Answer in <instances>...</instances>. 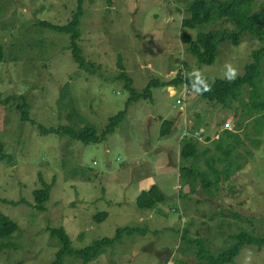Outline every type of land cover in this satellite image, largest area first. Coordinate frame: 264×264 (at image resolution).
Masks as SVG:
<instances>
[{"label":"rangeland","instance_id":"1","mask_svg":"<svg viewBox=\"0 0 264 264\" xmlns=\"http://www.w3.org/2000/svg\"><path fill=\"white\" fill-rule=\"evenodd\" d=\"M190 1L113 0L110 5L107 0H84L79 45L87 62L96 66L90 74L75 62L69 35L41 25H67L76 0H0V93L24 96L29 104L28 120L15 104L0 106V136L9 155V161L0 160V213L20 228L11 240L17 249L0 252V264L53 262L58 243L50 228L63 227L73 247L82 249L114 237L119 228L146 227V236H125L90 264H207L197 259L199 248L191 241H202L217 256L234 244L232 235L264 237V129L244 114L249 88L233 108L204 101L184 84L154 89L152 99L133 103L114 134L98 144L41 132L90 126L100 135L109 119L125 110L130 96L124 82L115 79L119 54L138 91L152 78L233 80L228 79L230 69L237 71L236 77L242 75L262 43L245 35L238 46L221 44L214 65H197L181 32L196 39L199 32L225 29L227 24L182 29ZM253 1L254 12L264 9V0ZM66 84L67 103L60 106ZM260 93L264 101V74ZM164 121L173 122L166 136L161 135ZM255 130L261 133L255 135ZM229 133L241 137L244 144L238 151L247 165L227 180L223 165L212 164L222 178L215 197L202 190L201 182L190 193L178 169L184 138L197 136L200 150L204 145L212 150L197 165L213 180L204 160L215 153L221 156L214 141ZM260 139L257 147L254 142ZM41 179L51 185L46 212L34 207ZM153 185L167 202L140 211L136 199ZM101 212L108 217L95 221ZM185 231L187 242L182 240ZM66 264L81 262L68 259ZM233 264H264V248L244 247Z\"/></svg>","mask_w":264,"mask_h":264},{"label":"trees","instance_id":"2","mask_svg":"<svg viewBox=\"0 0 264 264\" xmlns=\"http://www.w3.org/2000/svg\"><path fill=\"white\" fill-rule=\"evenodd\" d=\"M77 6L75 12L67 25L57 26L42 22L44 25L57 33L69 35V49L73 53L75 62L80 69L93 74L96 71V66L93 63L87 62L80 49V23L83 17L84 0H76ZM113 0H107L111 5ZM253 0H191L186 7L187 16L182 19L181 28L184 30H194L199 27H208L211 24L219 22L226 23V28L210 29L206 32H199L196 39H193L186 31L181 32L180 37L187 45V51L195 58L196 64L201 66H212L215 64L218 56V48L223 43H231L238 46L242 42L245 35H250L251 39L262 43V46L252 53V62L244 69V73L233 80L216 79L214 82H207L200 77L189 79L183 75H177L169 82L163 81L161 78H152L146 88L138 91L133 87L132 78L126 73L123 64V58L119 54L117 56L118 76L117 81H122L124 89L129 92V99L126 102L125 110L119 112L116 116L111 117L103 132L99 135L94 127L87 126L82 130H76L69 126H59L52 128L49 131L41 128L43 135L54 134L57 136H68L73 141H79L84 145L98 144L114 134L116 129L121 125L127 116L128 109L133 103L140 100L152 99L153 90L165 87H180L184 84L188 92L194 90L204 100L210 103H216L226 108H233L235 101L241 100L244 89H250L249 104L242 106L244 114L249 115L255 126L264 129V101L260 93L261 76L263 72L264 62V9L254 12ZM2 61V49L0 48V62ZM184 71V70H183ZM185 79V80H183ZM68 84L65 86V93L62 95V100H59L60 106L62 103H67L66 96ZM193 91V92H194ZM192 93V92H191ZM188 96V94H187ZM16 110L22 114L23 120H28L27 115L29 104L24 96L10 95L4 97L0 93V106L6 107L14 105ZM172 121H164L161 127V135L166 136L172 128ZM235 126H240V122H236ZM261 133V130H255V135ZM246 139L251 140L246 134ZM198 141L193 137L184 138V143L181 148L180 158L181 163L178 165L180 173V182L183 186H188L190 193H195L198 188V183L201 182V188L210 196L215 197L218 192L217 186L221 183V172L218 171L212 164L218 163L223 165L222 173L225 179H233V177L243 170L248 159L239 153V149L243 146L241 137L236 133H229L227 137L223 135L218 140L214 141L217 153L210 158L204 160L205 165L212 169L214 179L211 180L210 174L203 172L197 165L202 157L210 154L212 150L205 146L200 150ZM257 147L262 144V139L254 142ZM241 145V146H240ZM202 153V154H201ZM250 158L251 152H246ZM199 156V157H198ZM0 160L9 161V155L5 152V146L0 136ZM245 164V165H244ZM228 175V176H227ZM42 187L34 191L35 209L39 212L47 211V203L51 197V185L41 179ZM180 197H188V195L179 194ZM185 197V198H186ZM167 202L163 192L158 186L153 185L149 190L143 191L136 199V206L140 211L149 212L156 209L160 204ZM15 204V203H12ZM108 217V213L101 212L94 217L95 221H104ZM19 225L9 216L0 213V252L6 250H15L17 246L12 243L13 236L19 231ZM52 239L57 241L58 250L55 254L54 261L50 264H66L68 259H76L81 264H90L97 260L108 248L115 246L121 242L125 236L139 235L146 236L148 231L146 227H125L119 228L112 238H104L95 241L90 246L82 249H75L72 245L70 236L66 230L61 228L48 229ZM187 232L182 235V240L186 241ZM234 244L225 252L214 256L205 249L202 241L196 240L190 243L198 245L197 259L207 264H233L239 256L241 250L246 246L256 247L258 250L264 248V237L255 236L246 232H241L231 236ZM187 242V241H186Z\"/></svg>","mask_w":264,"mask_h":264},{"label":"clouds","instance_id":"3","mask_svg":"<svg viewBox=\"0 0 264 264\" xmlns=\"http://www.w3.org/2000/svg\"><path fill=\"white\" fill-rule=\"evenodd\" d=\"M237 75V71L235 69H230L228 79H234Z\"/></svg>","mask_w":264,"mask_h":264},{"label":"bare ground","instance_id":"4","mask_svg":"<svg viewBox=\"0 0 264 264\" xmlns=\"http://www.w3.org/2000/svg\"><path fill=\"white\" fill-rule=\"evenodd\" d=\"M183 80H185V79H183ZM176 88H177V87H176ZM186 88H187V87H186ZM175 91H176V90H175ZM262 100H263V99H262ZM196 133H197V132H196ZM186 134H187V132H186ZM191 134H192V133H191ZM194 136H195V135H194ZM188 137H189V136H188ZM192 137H193V136H192ZM196 137H197V136H196ZM196 137H195V138H196ZM200 138H201V137H200ZM196 139H197V138H196ZM204 140H205V139H204ZM200 141H201V140H200ZM207 141H208V140H207ZM205 142H206V141H205ZM201 143H202V142H201ZM204 146H205V145H204ZM204 146H203V148H205ZM202 150H203V149H202ZM201 154H202V153H201ZM198 157H199V156H198ZM227 176H228V175H227ZM40 182H41V181H40ZM179 183H180V182H179ZM41 184H42V183H41Z\"/></svg>","mask_w":264,"mask_h":264}]
</instances>
